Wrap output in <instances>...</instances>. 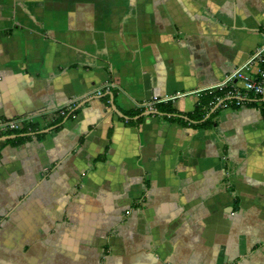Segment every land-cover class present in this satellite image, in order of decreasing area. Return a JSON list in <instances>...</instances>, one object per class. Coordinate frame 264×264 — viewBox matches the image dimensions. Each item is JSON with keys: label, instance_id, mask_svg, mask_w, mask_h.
Returning <instances> with one entry per match:
<instances>
[{"label": "crops", "instance_id": "0c3cea01", "mask_svg": "<svg viewBox=\"0 0 264 264\" xmlns=\"http://www.w3.org/2000/svg\"><path fill=\"white\" fill-rule=\"evenodd\" d=\"M263 46L264 0H0V264H264V96L186 117Z\"/></svg>", "mask_w": 264, "mask_h": 264}, {"label": "built area", "instance_id": "2783aa9c", "mask_svg": "<svg viewBox=\"0 0 264 264\" xmlns=\"http://www.w3.org/2000/svg\"><path fill=\"white\" fill-rule=\"evenodd\" d=\"M258 62L259 64L264 62V46L258 48L255 53L248 59V61L240 68L235 70L232 74L226 77V79L214 86L209 88L207 91L219 92L222 94L221 97H217V101L228 102L230 104L240 105L246 101L247 94L250 93L253 96L260 97L264 96V83L261 80L252 78L248 74L249 67ZM238 83L241 84V88L238 87ZM108 85L104 89L108 88ZM242 89V91H241ZM96 96L101 95V89L95 92ZM181 95H175L169 98H153L148 101L143 108L148 111H153L159 104L168 103L176 100ZM71 110V107H67L66 110H61L59 113L62 117L67 115L66 113ZM24 122L21 121H9L3 122L0 125V129L4 132H15L22 128Z\"/></svg>", "mask_w": 264, "mask_h": 264}, {"label": "trees", "instance_id": "16d2710c", "mask_svg": "<svg viewBox=\"0 0 264 264\" xmlns=\"http://www.w3.org/2000/svg\"><path fill=\"white\" fill-rule=\"evenodd\" d=\"M261 65L264 67V62L261 63ZM221 96H222V94H220L218 92H215V93L213 92L210 95L206 94L204 97H202L200 99V104L195 109V112L193 114L187 115L186 117H188L189 120L200 121L204 117V114H203V112L201 113L200 109L209 106V104L212 105L214 99H216L217 97H221ZM157 109L159 112L164 113L165 115H168L169 120L171 122H180L184 125L187 124V122H184L181 118H179V116L176 115L175 110L172 109L170 106L160 105L157 107ZM125 115L129 118L136 116V114H132V113H127ZM262 115L264 117V109L262 110ZM209 124L211 125V122L209 120H206L204 122V124H202V125L205 126V125H209ZM34 131H36L35 126H33L31 124H25L24 123L22 125V128L19 131L4 132V135H14L17 142H22L28 137V135H31V133H33ZM1 135H3V134H1Z\"/></svg>", "mask_w": 264, "mask_h": 264}]
</instances>
